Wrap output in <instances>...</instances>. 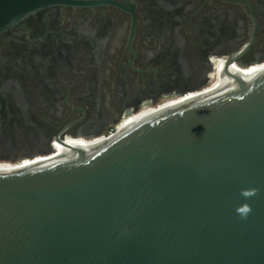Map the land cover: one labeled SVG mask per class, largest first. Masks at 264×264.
<instances>
[{
	"label": "water",
	"instance_id": "95a60500",
	"mask_svg": "<svg viewBox=\"0 0 264 264\" xmlns=\"http://www.w3.org/2000/svg\"><path fill=\"white\" fill-rule=\"evenodd\" d=\"M57 1L0 0V32ZM232 64L218 91L0 170V264H264V70Z\"/></svg>",
	"mask_w": 264,
	"mask_h": 264
},
{
	"label": "flooded vegetation",
	"instance_id": "af4514ba",
	"mask_svg": "<svg viewBox=\"0 0 264 264\" xmlns=\"http://www.w3.org/2000/svg\"><path fill=\"white\" fill-rule=\"evenodd\" d=\"M227 61L264 63V0L43 6L0 32V160L107 135L150 106L201 92Z\"/></svg>",
	"mask_w": 264,
	"mask_h": 264
},
{
	"label": "bare ground",
	"instance_id": "6f19581e",
	"mask_svg": "<svg viewBox=\"0 0 264 264\" xmlns=\"http://www.w3.org/2000/svg\"><path fill=\"white\" fill-rule=\"evenodd\" d=\"M232 64V68L230 66V72L232 73H235L237 75H240V76H253L261 71L264 70V63L261 64V65H255V66H252V67H246V68H241V67H237L236 65ZM221 75V70H217L216 71V75L214 77V80L212 81L211 85L208 86L207 88L203 89L201 92H214V91H218L220 88L223 87V85H225L227 83V80L223 79V77L220 76ZM194 92H197V91H194ZM194 92H190V93H187L185 96H182L183 99H186L184 97H190L189 95L194 93ZM199 92V93H201ZM197 95V94H196ZM178 100H171V101H164L162 103H160L159 105L157 106H150L149 108H146L144 109L143 111H141L138 115L134 116V117H131L128 121H124L121 125H120V130L122 129H125L126 127H129L130 125H132L133 123H136L137 121H139L140 119L144 118V117H147L148 115L154 113L157 109L159 108H162V107H166V106H169V105H172L173 103L177 102ZM181 101V100H180ZM72 140H76V139H73V138H70ZM80 139V138H79ZM84 139V138H83ZM88 140V139H87ZM66 141H68V138L66 137L64 139V142L66 143ZM99 141V139H95V140H88V141H83L79 144H76L75 146L74 145H71L70 143H66L70 146H74V147H87V146H93L95 144H97ZM63 147L61 144H55L54 146V151L57 152L54 153L52 156L53 157H58L60 155H64L65 153V150L63 148V152L61 153L60 148ZM37 158L35 159L36 161L37 160H41V159H45L43 156H36ZM39 157V158H38ZM29 160H20L19 162L15 163V164H12V163H0V170H6V169H12V168H18V167H21L22 165H27L29 163H31L32 161H35V160H31V158H28Z\"/></svg>",
	"mask_w": 264,
	"mask_h": 264
},
{
	"label": "clouds",
	"instance_id": "9594fccd",
	"mask_svg": "<svg viewBox=\"0 0 264 264\" xmlns=\"http://www.w3.org/2000/svg\"><path fill=\"white\" fill-rule=\"evenodd\" d=\"M257 194V189L255 188H247V189H241L240 195L244 198V200L251 199L253 196ZM251 206L247 203H242L240 205H237L235 211L238 215L241 216V218H246L247 215L251 212Z\"/></svg>",
	"mask_w": 264,
	"mask_h": 264
},
{
	"label": "built area",
	"instance_id": "2783aa9c",
	"mask_svg": "<svg viewBox=\"0 0 264 264\" xmlns=\"http://www.w3.org/2000/svg\"><path fill=\"white\" fill-rule=\"evenodd\" d=\"M261 63H262V62H261ZM120 124H121V122L118 123V124H116V125H115V129L109 131V134H107V135H102V136H99V137H95V138H92V139L107 138V137L113 135L114 133H116V132L119 130V128H120ZM79 138H81V137H75V138H73V139H79ZM55 144H58V143H55V142L53 143V151H54V146H55ZM53 153H55V151H54ZM35 157H36V156L32 157L31 159H33V158H35ZM20 160H23V158L20 159Z\"/></svg>",
	"mask_w": 264,
	"mask_h": 264
},
{
	"label": "rangeland",
	"instance_id": "374dc122",
	"mask_svg": "<svg viewBox=\"0 0 264 264\" xmlns=\"http://www.w3.org/2000/svg\"><path fill=\"white\" fill-rule=\"evenodd\" d=\"M193 92V91H192ZM36 156H41V155H36ZM24 159H28V158H24ZM0 162H5V163H8V161L6 160H0ZM21 162V161H20ZM17 163V162H16ZM12 164H15V163H12Z\"/></svg>",
	"mask_w": 264,
	"mask_h": 264
}]
</instances>
